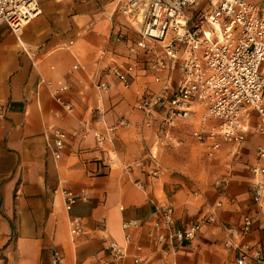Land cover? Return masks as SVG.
<instances>
[{"label":"crops","instance_id":"0c3cea01","mask_svg":"<svg viewBox=\"0 0 264 264\" xmlns=\"http://www.w3.org/2000/svg\"><path fill=\"white\" fill-rule=\"evenodd\" d=\"M122 1L39 0L40 13L18 34L0 25V102L6 107L0 119V264H55L56 255L62 264H134L136 256L142 264H235L233 252L224 246V231L240 226L244 216H251L254 226L242 241L264 252V218L250 199V170L257 148L264 145V137L250 132L255 115L246 124L242 146L223 143L210 158L196 143L205 161L198 170L187 165L177 147L196 130L197 119L167 127L157 116L146 127L134 107L142 94L160 89L143 68L146 58L138 59L129 89L110 72L112 59L120 66L135 62L128 48L139 29L118 12ZM249 1L264 9V0ZM120 34L125 41L117 44ZM102 51L107 55L100 60ZM75 65L78 69L72 70ZM101 82L108 85L107 94L97 89ZM64 83L69 89L61 98L70 112L52 95ZM122 120L129 126H119ZM51 125L77 132L68 137L58 160L44 138ZM106 129H114L113 145L99 150L93 132ZM151 155L160 169L158 178L151 176ZM137 161L142 166L136 167ZM216 177H227V187L215 188ZM63 189L74 195L87 192L88 199L66 212ZM149 200L172 205L174 231L186 229L217 202L222 208L215 210L217 223L172 251L154 240ZM69 216L80 219L83 228L74 240ZM128 222L139 227L125 232L122 225ZM111 243L124 247L126 256L113 260Z\"/></svg>","mask_w":264,"mask_h":264},{"label":"built area","instance_id":"2783aa9c","mask_svg":"<svg viewBox=\"0 0 264 264\" xmlns=\"http://www.w3.org/2000/svg\"><path fill=\"white\" fill-rule=\"evenodd\" d=\"M201 1L204 5L200 8ZM118 12L131 28L139 30L135 44L128 48V54L135 62L120 66L112 59V76L124 89H129L140 68L138 59L143 56L146 58L143 68L152 73L153 82L160 86L158 92L142 94L134 107L135 112L143 115L146 127H150L157 116L167 127L197 119L198 126L192 137L205 147L210 158L223 143L235 146L245 143L249 130L246 124L251 115L256 117L251 134L264 137V9L249 0H123ZM39 13V0H0V25H6L14 34ZM114 41L120 44L125 37L117 35ZM106 55V51L100 52L99 59L103 60ZM77 69V65L72 68ZM46 85L51 87L50 83ZM68 89L67 84H61L52 95L70 112L72 108L61 98ZM97 89L102 94L109 92L108 85L102 82L97 84ZM5 115L6 107L0 102V119ZM119 126L128 127L129 123L122 120ZM113 130L93 132L99 150L107 144L113 145ZM69 136H77V132L68 134L53 125L44 134L56 160ZM149 159L154 165L151 176L158 178L160 169L156 158L151 155ZM134 165L140 167L142 161ZM250 172V199L264 218V145L257 148L256 162ZM227 185V177L213 180V186L218 190ZM138 186L144 190L142 185ZM61 195L66 212L79 201L88 199L87 192L74 195L63 189ZM149 203L154 207V240L158 245L168 244L172 251L192 241L203 227L217 223L215 210L222 208L217 202L208 214L200 215L186 229L174 231L172 205L153 200ZM68 226L72 240L83 234L80 219L69 216ZM253 226L252 217L244 216L240 226L224 231V246L233 252L235 264H264V252L258 245L242 241L252 232ZM138 227L137 222L122 225L125 232ZM124 242L125 245L131 242L128 233ZM136 250L140 252L141 248ZM108 251L113 260L126 256L125 248L116 243H111ZM55 264H62L58 255ZM134 264H142L139 256L134 258Z\"/></svg>","mask_w":264,"mask_h":264},{"label":"rangeland","instance_id":"374dc122","mask_svg":"<svg viewBox=\"0 0 264 264\" xmlns=\"http://www.w3.org/2000/svg\"><path fill=\"white\" fill-rule=\"evenodd\" d=\"M201 2L203 3L202 5H204V1H201ZM178 77L179 76H177V79ZM181 128L184 129V131L185 130L188 131V127L186 125L184 126L182 125ZM192 134L189 135L186 133V136L180 139L181 145L177 148L183 149L181 151L183 161L186 162L187 165H192V167L193 165H195L198 170L199 165L202 164V161H205V158H203L202 153L198 150V146L196 145L197 142L193 139ZM200 172H202L201 169H200Z\"/></svg>","mask_w":264,"mask_h":264}]
</instances>
